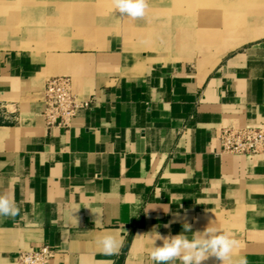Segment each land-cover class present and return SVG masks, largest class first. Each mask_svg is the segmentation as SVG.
Here are the masks:
<instances>
[{
    "label": "crops",
    "instance_id": "1",
    "mask_svg": "<svg viewBox=\"0 0 264 264\" xmlns=\"http://www.w3.org/2000/svg\"><path fill=\"white\" fill-rule=\"evenodd\" d=\"M13 45L0 27V195L19 208L0 217V264L43 243L56 251L49 264H154L156 233L184 224L190 240L207 227L237 239L232 264H264V154L224 152L219 139L224 126L264 127V37L208 70L115 43ZM58 74L94 97L69 127L43 115L44 85ZM106 235L122 242L117 254L102 253Z\"/></svg>",
    "mask_w": 264,
    "mask_h": 264
},
{
    "label": "rangeland",
    "instance_id": "2",
    "mask_svg": "<svg viewBox=\"0 0 264 264\" xmlns=\"http://www.w3.org/2000/svg\"><path fill=\"white\" fill-rule=\"evenodd\" d=\"M147 2L145 16L133 19L115 10L112 0H0V27L17 40L13 47L28 51L102 49L115 43L123 52L188 61L207 70L231 51L264 37H245L250 28L264 27L260 23L264 0ZM231 17L246 20L242 24L250 27L238 39L223 32L213 34V27L224 30L222 20Z\"/></svg>",
    "mask_w": 264,
    "mask_h": 264
},
{
    "label": "clouds",
    "instance_id": "3",
    "mask_svg": "<svg viewBox=\"0 0 264 264\" xmlns=\"http://www.w3.org/2000/svg\"><path fill=\"white\" fill-rule=\"evenodd\" d=\"M115 10L122 15L142 18L148 8L147 0H112ZM19 214L17 205L7 195H0V217H15ZM191 232V227L184 224V231L175 236H161L156 233L153 248L149 255L154 264H202L211 256H215L222 264L228 261L232 264V254L240 247L239 241L228 233H218L215 229L206 228L198 236L190 240L186 235ZM162 240V246H156L155 241ZM97 244L105 255L117 254L122 242L114 236L101 237ZM235 264H248V260L240 257Z\"/></svg>",
    "mask_w": 264,
    "mask_h": 264
},
{
    "label": "built area",
    "instance_id": "4",
    "mask_svg": "<svg viewBox=\"0 0 264 264\" xmlns=\"http://www.w3.org/2000/svg\"><path fill=\"white\" fill-rule=\"evenodd\" d=\"M94 97L82 98L73 86L70 75L58 74L47 79L43 89V115L48 126L69 127L73 117L82 109L90 107ZM0 110H8L0 103ZM219 139L221 151L264 154V127L224 126ZM56 251L47 243L30 249H20L16 254V264H49Z\"/></svg>",
    "mask_w": 264,
    "mask_h": 264
},
{
    "label": "bare ground",
    "instance_id": "5",
    "mask_svg": "<svg viewBox=\"0 0 264 264\" xmlns=\"http://www.w3.org/2000/svg\"><path fill=\"white\" fill-rule=\"evenodd\" d=\"M224 1V0H223ZM230 1V0H229ZM233 2V1H232ZM223 3V2H222ZM229 3V2H228ZM250 5V3H248ZM253 5V4H252ZM255 5V4H254ZM253 5V6H254ZM257 6V5H256ZM252 7V6H251ZM227 8V7H225ZM148 9V8H147ZM235 11V10H234ZM249 11V10H248ZM170 12V11H169ZM236 12V11H235ZM163 13V12H162ZM165 13V12H164ZM163 13V14H164ZM264 13V12H263ZM252 14V13H251ZM244 19V18H243ZM147 20V19H146ZM261 24L264 26V17H262L261 19ZM246 21V20H245ZM243 21V22H245ZM148 22V21H147ZM222 22H224L226 25H225V28L224 30H217L216 28H212V31H213V34L215 33H226L228 35H230L231 38H233L232 36L235 35V38L238 39L241 33L242 30H244L245 28H249L250 26H246L247 24L244 23L242 24L243 22L240 20V17H235V18H227L225 20H222ZM246 27H245V26ZM209 29H210V26L209 25H206ZM213 26V25H212ZM211 26V27H212ZM260 28V27H259ZM159 29V28H158ZM248 30V29H246ZM159 31V30H158ZM218 31V32H217ZM261 34H264V27H261L260 30H255L254 28H250L248 33L245 35L246 38H251V37H254V36H257V35H261ZM154 35V34H153ZM216 35V34H215ZM160 37V36H159ZM215 37V36H214ZM154 38V37H153ZM233 38V39H235ZM155 39V38H154ZM164 39V38H163ZM158 43V42H157ZM162 48V47H161ZM164 48V47H163ZM216 60V59H215Z\"/></svg>",
    "mask_w": 264,
    "mask_h": 264
}]
</instances>
